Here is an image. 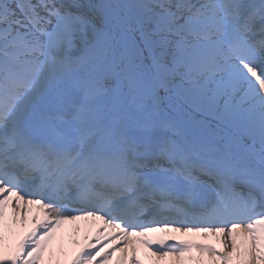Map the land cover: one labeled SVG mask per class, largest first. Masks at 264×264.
Masks as SVG:
<instances>
[{
    "label": "snow or ice",
    "instance_id": "obj_1",
    "mask_svg": "<svg viewBox=\"0 0 264 264\" xmlns=\"http://www.w3.org/2000/svg\"><path fill=\"white\" fill-rule=\"evenodd\" d=\"M80 220L69 264H264V0H0V264Z\"/></svg>",
    "mask_w": 264,
    "mask_h": 264
},
{
    "label": "bare ground",
    "instance_id": "obj_2",
    "mask_svg": "<svg viewBox=\"0 0 264 264\" xmlns=\"http://www.w3.org/2000/svg\"><path fill=\"white\" fill-rule=\"evenodd\" d=\"M34 211V210H33ZM29 211L28 212V220L29 219H31V216L33 215V214H36L37 215V213H36V211ZM12 217V214H11V216H10V218ZM28 220H27V222H28ZM16 224H18V226L20 225L19 224V217L17 216V218H16V222H15ZM15 228V227H14ZM6 229V228H5ZM8 229V228H7ZM14 231V230H13ZM12 230L11 231H5L4 230V235H5V242H7V240L8 239H10L11 238V236H13V234H15V232H13ZM215 237V236H214ZM219 239V238H218ZM220 240V239H219ZM6 244V243H5ZM221 249L223 250V246H221ZM201 257H202V260H203V264H209V256H208V254L207 255H201ZM159 264H178V261H176V259L174 258V257H172V256H168V257H162L159 261ZM49 264V263H48ZM157 264V263H156ZM187 264V263H186Z\"/></svg>",
    "mask_w": 264,
    "mask_h": 264
}]
</instances>
